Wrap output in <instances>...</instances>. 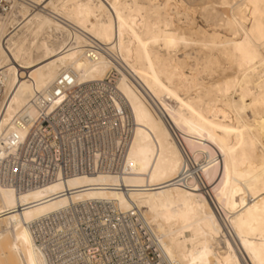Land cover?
Instances as JSON below:
<instances>
[{"label":"bare ground","instance_id":"6f19581e","mask_svg":"<svg viewBox=\"0 0 264 264\" xmlns=\"http://www.w3.org/2000/svg\"><path fill=\"white\" fill-rule=\"evenodd\" d=\"M3 1L0 264H264V0Z\"/></svg>","mask_w":264,"mask_h":264},{"label":"built area","instance_id":"2783aa9c","mask_svg":"<svg viewBox=\"0 0 264 264\" xmlns=\"http://www.w3.org/2000/svg\"><path fill=\"white\" fill-rule=\"evenodd\" d=\"M19 1L25 2L31 8H39L41 6L37 0H19ZM7 6H8L7 2L0 0V12L4 11L7 8Z\"/></svg>","mask_w":264,"mask_h":264},{"label":"rangeland","instance_id":"374dc122","mask_svg":"<svg viewBox=\"0 0 264 264\" xmlns=\"http://www.w3.org/2000/svg\"><path fill=\"white\" fill-rule=\"evenodd\" d=\"M197 20H198V22L200 23V24H202L203 25V22L201 21V19L197 16Z\"/></svg>","mask_w":264,"mask_h":264}]
</instances>
